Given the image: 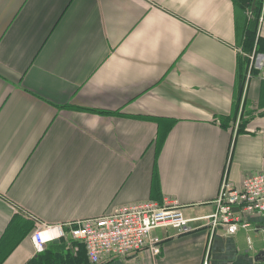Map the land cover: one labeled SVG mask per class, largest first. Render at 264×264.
I'll return each mask as SVG.
<instances>
[{
	"label": "crops",
	"instance_id": "obj_1",
	"mask_svg": "<svg viewBox=\"0 0 264 264\" xmlns=\"http://www.w3.org/2000/svg\"><path fill=\"white\" fill-rule=\"evenodd\" d=\"M247 19L232 0H0V264H90L69 238L36 254L33 232L164 199L194 231L99 264H264V216L199 220L223 181L264 175V68L233 115Z\"/></svg>",
	"mask_w": 264,
	"mask_h": 264
},
{
	"label": "built area",
	"instance_id": "obj_2",
	"mask_svg": "<svg viewBox=\"0 0 264 264\" xmlns=\"http://www.w3.org/2000/svg\"><path fill=\"white\" fill-rule=\"evenodd\" d=\"M261 8L260 22H263L264 0ZM257 57H251L249 71L253 67L264 68V58L257 60ZM258 216H264L262 174L245 178L238 189L226 180L223 181L214 212L199 220L205 221L212 232L220 228L234 235L239 230L252 228L249 218ZM64 227L67 229L64 230ZM156 229H171L175 236L194 231L180 207L164 199L161 204L149 201L122 206L109 215L66 226L41 225L33 232L31 242L36 254H40L45 251L47 244L69 238L83 245L90 264H99L105 259H127L144 252L153 257L159 256L161 239L153 235ZM247 244L248 249H251L252 241L249 237Z\"/></svg>",
	"mask_w": 264,
	"mask_h": 264
},
{
	"label": "trees",
	"instance_id": "obj_3",
	"mask_svg": "<svg viewBox=\"0 0 264 264\" xmlns=\"http://www.w3.org/2000/svg\"><path fill=\"white\" fill-rule=\"evenodd\" d=\"M234 7L244 12L245 14L248 12L247 25L245 27L244 39L242 44V49L245 53L250 55L251 57L256 58L258 55H264V39L258 36V23L261 15V7L262 0H232ZM247 16V15H246ZM251 60L249 58H243L239 60L238 71H237V90H240L238 93L237 102L234 108L233 115L238 112L239 108L244 107L243 98V89L247 81V75L249 72L251 74H257L256 70L251 69L249 71ZM249 71V72H248ZM264 86V81H262ZM243 102V104H241ZM242 109H241V117H242ZM98 114H106L107 112L103 111H94ZM245 123L238 125V131L241 132L242 125ZM85 250V249H84ZM44 253V252H42ZM40 253V254H42ZM86 253V251H85ZM40 260V257H38ZM27 264H38L37 259H33L29 261ZM40 264V263H39Z\"/></svg>",
	"mask_w": 264,
	"mask_h": 264
},
{
	"label": "water",
	"instance_id": "obj_4",
	"mask_svg": "<svg viewBox=\"0 0 264 264\" xmlns=\"http://www.w3.org/2000/svg\"><path fill=\"white\" fill-rule=\"evenodd\" d=\"M260 58H264V55H259L257 57V60H259ZM259 233H262V235L264 236V225L260 226V229L258 230ZM255 261L256 262H264V250H261L260 252L257 253L256 257H255Z\"/></svg>",
	"mask_w": 264,
	"mask_h": 264
}]
</instances>
